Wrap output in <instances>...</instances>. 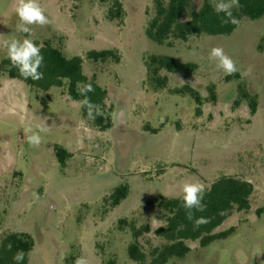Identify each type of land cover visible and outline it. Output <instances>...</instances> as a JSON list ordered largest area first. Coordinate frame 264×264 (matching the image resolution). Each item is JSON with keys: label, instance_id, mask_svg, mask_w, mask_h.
<instances>
[{"label": "rangeland", "instance_id": "obj_1", "mask_svg": "<svg viewBox=\"0 0 264 264\" xmlns=\"http://www.w3.org/2000/svg\"><path fill=\"white\" fill-rule=\"evenodd\" d=\"M113 1L39 0L52 23L31 26L30 37L39 46L50 41L69 58H83L84 73L108 90V104L115 108L108 131L85 120L64 89L32 90L0 71V241L9 233L30 234V264H73L81 255L90 264H135L128 256L134 238L129 228L119 227L120 219L137 227L150 224L151 232L139 238L148 254L166 242L155 235L166 213L151 202L180 198L185 182L207 188L232 176L255 188L250 210L234 211L215 230L235 231L206 247L189 242L186 256L168 264H264V213L257 214L264 207V16L243 17L228 35L158 44L147 35L155 0H119L124 16L111 20ZM15 3L0 0V62L7 58L3 39L25 36L16 31ZM203 3L193 0L183 20ZM213 47L236 62L235 74L217 69L209 59ZM93 50L116 51L120 62L95 63L87 57ZM152 57L197 68L161 70L168 82L160 88L150 80ZM185 86L203 97L200 116L195 100L176 92ZM213 86L216 103L208 101ZM243 93L256 99L254 115ZM44 122L49 131L40 133L41 145L30 146L25 126L38 131ZM56 146L72 153L65 167ZM121 185H128L129 194L112 208L110 195Z\"/></svg>", "mask_w": 264, "mask_h": 264}, {"label": "trees", "instance_id": "obj_2", "mask_svg": "<svg viewBox=\"0 0 264 264\" xmlns=\"http://www.w3.org/2000/svg\"><path fill=\"white\" fill-rule=\"evenodd\" d=\"M107 2L108 0H102ZM193 0H155L156 15L150 21L147 28V35L158 44H163L169 39L187 41L191 36L200 35H228L233 33L238 25L223 24L224 14H216L210 4V0H204L202 7L191 13L188 20L184 16L191 8ZM233 16L239 20L243 17L256 20L264 16V0H240V7L232 9ZM108 16L111 20L123 18V3L114 0ZM39 45V44H37ZM44 55V66L40 69L44 78L39 81L25 80L12 66L7 58L0 62V71L10 79L22 81L27 87L34 90L49 91L52 88L64 89L65 94L72 101H80L82 96L77 93V84L91 83L94 92L89 93L91 101L100 105L102 115L95 120H89L86 109L81 107L82 117L90 121L99 131L105 132L112 128L115 108L108 104V90L102 87L95 76L90 78L84 73L83 58L79 56L67 57L64 52L56 48L50 41H45L41 46ZM89 60L107 62L113 60L120 62V55L113 50L90 51L87 54ZM197 68L194 63H179L170 58L152 57L148 63L150 80L160 88H165L168 82L167 77H161V70H168L171 73L193 72ZM236 76H238L236 74ZM229 77H227L228 79ZM229 80V79H228ZM176 92L189 94L196 102L198 108L197 116L202 114L201 106L203 97L190 86L178 89ZM209 99L211 103L217 102L215 86L209 88ZM245 99H250L246 93L242 94ZM257 101L250 99V110L254 115L257 111ZM56 156L62 167L72 157V153L66 148L56 146ZM254 185L246 180L232 176H222L214 181L204 197L206 210L196 213L197 216L207 217L209 222L194 228L193 222L186 219L185 210L180 207V198H161L151 202L166 213L165 225L155 230V235L163 238L166 242L161 246H152L147 254L139 243V238L151 232L150 224L137 227L129 223L127 219L119 220V227L129 228L134 242L128 248V256L135 264H168L172 259H182L190 251L189 242H198L200 247H206L215 240L227 238L235 231V227L222 232H215L228 217L234 212H246L251 208V197L254 193ZM128 185H121L110 195L109 203L112 208L117 207L128 196ZM264 213V207L257 211V214ZM12 245L8 250L7 245ZM35 242L28 233H9L0 241V264H15L12 257L17 250L25 252V259L22 264L29 263V253L33 250ZM106 264H117L115 259H110Z\"/></svg>", "mask_w": 264, "mask_h": 264}, {"label": "clouds", "instance_id": "obj_3", "mask_svg": "<svg viewBox=\"0 0 264 264\" xmlns=\"http://www.w3.org/2000/svg\"><path fill=\"white\" fill-rule=\"evenodd\" d=\"M210 4L216 14H224L223 24H239V20L233 16L232 9L240 7V0H210ZM14 11L18 17L16 31L25 34V36L22 40L16 38L3 39L2 43L7 50V57L12 66L18 70L19 75L25 80H42L44 73L40 69L44 66L45 58L41 46L30 38L33 34L31 26L43 27L51 24L52 21L46 15V9L41 6L39 0H16ZM2 35L0 34V36ZM209 59L215 61L217 69L223 71L226 75H233L238 71L236 62L225 53L222 47H213L209 52ZM94 91L95 89L91 83L78 82L77 84V93L83 97L77 103L86 109L89 120H95L102 115L100 105L93 103L88 95ZM37 127L38 131H34L30 125L24 128L27 143L32 147H39L42 143L40 133L49 131V127L45 122ZM92 138V136L88 137V139ZM206 191V185L200 181L185 182L182 186L180 207L185 210L186 219L193 222L194 228H199L209 222L207 217L196 215V213L206 210V204L203 202ZM36 198H39L38 195ZM7 248L11 250L12 245L9 243ZM12 259L15 264H22L25 259V252L17 250ZM73 264H90V261L84 255H81L74 260Z\"/></svg>", "mask_w": 264, "mask_h": 264}]
</instances>
